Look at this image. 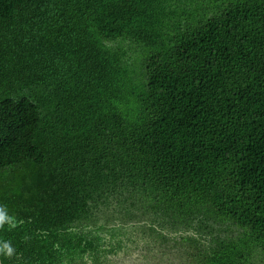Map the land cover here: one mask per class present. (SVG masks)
I'll return each mask as SVG.
<instances>
[{"label":"trees","instance_id":"1","mask_svg":"<svg viewBox=\"0 0 264 264\" xmlns=\"http://www.w3.org/2000/svg\"><path fill=\"white\" fill-rule=\"evenodd\" d=\"M103 206L264 264V0H0V264H100Z\"/></svg>","mask_w":264,"mask_h":264},{"label":"flooded vegetation","instance_id":"2","mask_svg":"<svg viewBox=\"0 0 264 264\" xmlns=\"http://www.w3.org/2000/svg\"><path fill=\"white\" fill-rule=\"evenodd\" d=\"M103 207L102 210L94 208L95 211L93 212L89 222H86L84 219L77 218L78 220L74 221L72 225L74 228L85 227L84 225H86L87 228L101 226V235L105 238L104 242L102 243V248L109 247L108 243L111 242L110 247L114 245L115 249L112 252H101L100 264L117 263L119 258L129 254L134 248H138L142 241L149 240L150 235L154 236L155 234L157 236L156 239L158 240L165 239L169 242H175L173 238L175 235L181 233V231H175L170 227H161L158 223H152L147 216L133 214V216H131L124 211H118L117 209L119 207L114 209L113 206L109 208H113L115 210V214H113L114 217L106 219V221L101 224L94 222V218L99 216L98 214L100 211H104ZM101 216L103 217V220H105V215ZM140 216H144L146 220L139 221L138 219L141 218ZM113 234H116L115 238L111 239ZM164 234H168V236L164 237ZM78 261L80 264H99L93 261L89 253H86L83 258L79 259ZM122 264L131 263L124 262Z\"/></svg>","mask_w":264,"mask_h":264},{"label":"rangeland","instance_id":"3","mask_svg":"<svg viewBox=\"0 0 264 264\" xmlns=\"http://www.w3.org/2000/svg\"><path fill=\"white\" fill-rule=\"evenodd\" d=\"M103 210L100 211L98 217L94 218V222L101 224L106 219L114 217L115 210L113 208L103 207ZM101 215H105V220ZM140 217L139 221L146 220L144 216ZM156 238L155 234L154 236L150 235L149 240L142 241L138 248H134L132 252L119 258L115 264L124 262L131 264H190V257L187 252L190 243L185 245V242L176 243ZM191 247L192 249L195 248V244H191Z\"/></svg>","mask_w":264,"mask_h":264},{"label":"clouds","instance_id":"4","mask_svg":"<svg viewBox=\"0 0 264 264\" xmlns=\"http://www.w3.org/2000/svg\"><path fill=\"white\" fill-rule=\"evenodd\" d=\"M4 220V215L3 213H0V222H2ZM5 247H8L7 245ZM8 252L10 253L11 252V248L9 247L8 248Z\"/></svg>","mask_w":264,"mask_h":264}]
</instances>
